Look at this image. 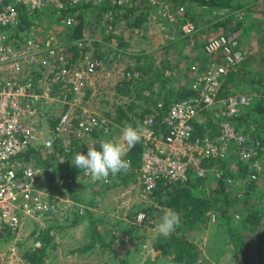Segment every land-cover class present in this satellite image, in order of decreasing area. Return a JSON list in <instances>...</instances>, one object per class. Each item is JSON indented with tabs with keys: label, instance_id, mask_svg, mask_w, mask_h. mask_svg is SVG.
<instances>
[{
	"label": "rangeland",
	"instance_id": "1",
	"mask_svg": "<svg viewBox=\"0 0 264 264\" xmlns=\"http://www.w3.org/2000/svg\"><path fill=\"white\" fill-rule=\"evenodd\" d=\"M150 1L141 0V6L145 3L142 7L145 18L140 13L141 7L133 13L129 12V18H122L123 13H118L111 21L104 22L105 12L101 16L96 15L97 11L86 10L82 36L86 37L85 46L80 51L76 46L68 53L70 58L77 56L74 62L79 66H83L86 59L103 62V68L89 75L83 92L78 96L80 104H76L74 109L95 112L105 118L111 127L106 139L118 141L122 127L125 124L136 126L140 115L156 112L157 102L166 100L170 104L181 99L187 83L193 79L194 67L204 70L209 65L202 53L204 44L222 32H230L235 26L232 20L235 9L220 8L208 12L207 8L187 3L197 24L193 36L185 35L181 20L168 23L169 29L163 30L156 23L153 8L148 4ZM155 1L169 4V0ZM242 3L247 5L249 17L246 13L245 26L232 35L239 39L245 57L230 71L234 72L235 81L225 86L224 90L228 95L248 93L259 98L263 91L252 83L260 78L258 72L264 71V28L261 24L264 20V0H243ZM139 14L140 20L135 21ZM215 16H220L219 21L226 24L217 26L219 21ZM39 17L37 32L54 31L60 44L67 41V29L70 27L57 24L50 9L33 16ZM228 17H231L229 22L225 21ZM251 20H255L252 26ZM32 68L37 71L38 66L33 65ZM36 71L33 75H37ZM48 86L40 79L38 90ZM64 93L72 97L69 89ZM132 97L135 103H131ZM43 107L48 119L39 123L45 129L42 133L45 138L48 130L68 109V104L48 102ZM101 139L100 136L93 139L97 150H100ZM87 147H90L88 142H73L68 145V151L62 147V152L53 153L52 149L44 151L40 147L30 154L33 164H49L45 169V179L50 191L87 208L80 216L48 218V228L39 234L43 238L40 248L35 247L37 233L33 229L37 227L36 223L28 222L17 234L7 233L0 241V264H183L161 256L155 248L161 236L156 225L167 207L154 218L149 217L145 225L133 229L129 226L128 220L135 211L149 204L162 205L161 200L154 204L142 196L138 168L131 167L127 173L110 176L109 182L93 181L73 163L77 153L87 154ZM228 159V166L221 167L222 174L215 172L198 183L199 192L209 196L211 201L206 216L192 221L190 226L185 222L187 225L182 224V230L176 229L171 234L185 236L195 244L198 257L192 264H264V173L251 189L246 188L247 185L241 186L236 182L231 185L227 181L229 202L226 203L223 198L217 202L219 197L214 195L217 184L213 180L223 175L238 178L242 166L235 156ZM260 159L264 166V154ZM56 182L60 184L56 185ZM227 205L233 226L242 229L240 233L246 243H240L241 239L236 235L231 240L225 232V221L219 210ZM254 212H258L260 222L247 227L236 224ZM118 232L128 234L130 241L119 240L116 237ZM235 244L241 249H236Z\"/></svg>",
	"mask_w": 264,
	"mask_h": 264
},
{
	"label": "built area",
	"instance_id": "2",
	"mask_svg": "<svg viewBox=\"0 0 264 264\" xmlns=\"http://www.w3.org/2000/svg\"><path fill=\"white\" fill-rule=\"evenodd\" d=\"M105 2L127 6L132 0H0V241L7 233L17 234L28 222H33L37 224L33 229L37 233L35 247L40 248L43 243L39 234L48 228V218L80 216L87 208L50 191L45 168L25 157L40 147L54 151L58 145L68 151V145L73 142H88L91 147L95 136L101 140L107 138L111 127L105 118L95 112L74 109L80 104L78 96L89 75L104 65L100 59H86L83 66L77 65L64 53L54 31L37 32L40 17L33 16L50 9L57 22L69 5ZM151 4L158 27L166 30L168 23L181 20L185 35L195 32L194 23L187 17L186 4L176 8L155 0ZM25 13L28 20L23 17ZM113 18L114 11L108 9L103 22ZM60 23L72 27L75 18L68 15ZM85 43L86 37H81L75 47L80 51ZM204 51L209 65L204 70L194 67L193 95L169 104L160 120L156 113L142 118V125L149 131L143 138L139 183L142 196L154 204V191L161 182L186 183L192 173L202 179L215 172L222 174L220 162L231 156L249 163L250 169L247 178L239 181L228 178L231 185L235 182L248 185L264 170L260 140L233 121L243 108L253 103L255 96L221 95L227 74L245 57L239 39L233 35H216L204 44ZM33 65L38 66L37 71ZM34 71L37 75H33ZM40 79L49 84L41 91L38 90ZM66 89L70 90L71 98L64 93ZM48 102L67 103L68 109L43 138L45 129L39 122L48 119L43 107ZM162 105L159 102L156 108ZM210 118L219 126L217 133L208 124L202 126ZM197 127H202L204 133H198ZM146 218L141 210L136 220L141 223Z\"/></svg>",
	"mask_w": 264,
	"mask_h": 264
},
{
	"label": "trees",
	"instance_id": "3",
	"mask_svg": "<svg viewBox=\"0 0 264 264\" xmlns=\"http://www.w3.org/2000/svg\"><path fill=\"white\" fill-rule=\"evenodd\" d=\"M242 2L243 0H169L168 3L172 8H176L178 5H181V4H187V3L189 5L195 4L202 8H207L206 11L208 12H213L215 11V9H220V8H229L231 9V11L235 9V11L232 12V20L235 26L232 28L230 32L226 31V32L220 33V34L232 35L233 33H236L240 27H242L243 25L245 26L246 23L244 22V20L246 18V13H247V16L249 17V10L247 8V5H245ZM148 4H149V7L153 8V11H154V6L151 4V1ZM189 5H188V11H187L189 15L188 18L194 23L196 27L197 24H195V21L193 20V17L191 16V13L189 11ZM144 6H145V3L144 5L141 6V0H132L131 6L130 5L113 6L107 2L102 3L101 5L88 4V3H81L79 5H69L66 9L63 10V12H61L60 18L57 19L58 24L60 23V21H62L63 18H66L68 15L74 16L76 20L75 25L70 27V29H67L68 30L67 33H69L67 36V41L61 44V47L63 48L64 53L68 54L70 49L74 50L76 40L83 36V32H84V28L86 24V10L91 9L92 11H97L96 15L98 14L102 16L105 10L112 9L114 11V16L117 15L118 13H123L122 18H127V17L129 18L130 17L128 15L129 12L133 13L135 10L141 7V10L139 9L140 13L142 15V18H145L143 16V13L144 15H146V13L142 10L143 9L142 7ZM238 14H241V17L238 16ZM139 16L140 14L138 15L135 21L140 20ZM23 17L28 20V15L26 13L23 15ZM215 18L219 21L220 16H215ZM230 20H231V17H228L226 18L225 21L229 22ZM141 21H144V20H141ZM254 21L251 20V26L252 24H255ZM223 24H226V22L222 23L219 21L217 23V26H223ZM261 24L264 28V20ZM76 58L77 56H72L70 60L72 59V61H75ZM239 64H237V66ZM258 73L260 74V78H258L257 80H254L252 84H257L258 87L262 89L261 90L263 91L262 95L259 98L255 97L253 103L250 106L243 108L241 112L236 117L233 118V121L236 123L238 128L250 134L252 137L258 138L260 140L261 146L259 147V151L261 153L260 154V157H261L264 154V71L262 72L260 71ZM233 75H234V72H229L227 74L224 84L222 86L221 95H224V96L228 95V92L224 90V87L235 81ZM119 89L123 90L122 87H119ZM193 93H194L193 90L186 89L181 98L192 96ZM134 101H135V98L132 99L131 103H135ZM162 104H163L162 107L161 108L158 107L156 112L153 111V113L157 114V118L159 120L166 114V111L169 106V104L165 102H162ZM140 116L141 118L138 121V124L142 125L141 122H142V118L144 117V114ZM197 128H198V133H201V134L204 133L203 130L200 129V127H197ZM261 128L262 130L260 131ZM33 150H37V149H33ZM62 151L63 149L60 148L58 145H56L53 153L54 152L58 153ZM142 152H143V139L141 140L140 143H138L135 147H133L131 150L127 152L126 159H129L131 161V167L139 168L140 163H141L140 161H141ZM31 153H33V151H31ZM25 158L29 159L30 154H27ZM228 162L229 161L227 159L222 160L220 162L221 167L228 166ZM239 163L242 166L238 172V178L239 177L245 178L250 171L249 163L241 161V160H239ZM36 164L43 166L42 165L43 163L42 164L36 163ZM48 165L49 164L47 163L43 167L47 169ZM263 173H264V170H263ZM263 173L261 172L259 174L258 179L260 175ZM201 179L202 178H199L195 174L192 173L189 181L186 183L161 182L155 189L154 194L156 198L155 200L156 204H157V201L159 202L161 200L162 205L156 206V205L149 204L150 206L148 205L144 208H141L140 210L135 211L133 215L131 216V219L128 220L129 221L128 223H130L129 226H131V229L138 228V227L145 225L147 221L149 220V217L154 218L158 214H161L164 207H167L168 209L171 208L180 214L181 225L182 224L187 225L188 223L187 226H190L189 224L192 221L201 220L203 217L206 216L207 211L211 208L210 207L211 201L209 199V196L207 197L203 195L197 189L198 183H200L199 181ZM257 180L251 182L247 186L245 185L246 188H249V189L253 188L254 182H256ZM213 181L217 184L215 191H214V195L215 197H219V198H216V201L217 202L220 200L222 201V198H223L225 202L228 203L229 202L228 193H227L228 187H229L227 185L228 176L223 175L219 178H215ZM141 210L146 213L147 218L143 222L139 223L137 222L136 219H137V214ZM219 211L225 221V224H223L224 230L226 233L230 235V239L233 240V237L236 235L239 237V239H241L239 240L240 243L241 242L246 243L245 240H242L243 239L242 234L240 233L242 229H238L237 225L233 226V222L231 221L232 218L229 215L230 214L229 206L227 205L224 208L221 207V210ZM252 214L253 215H250V217L246 216L241 221L239 220L236 224H239V225L242 224V225H245V227H247L248 224L253 225L255 223L260 222L261 218L258 212H254ZM131 229H129V231H131ZM177 229L182 230L183 227L180 226ZM44 233L48 234L47 232H44ZM127 235L128 234H126L125 232L124 233L118 232L116 237H119L120 238L119 240H122V241L126 240L128 242L130 241L129 240L130 237ZM42 239L43 238L41 236V240ZM237 246L238 245L235 244V248L240 250L241 249L239 248L240 246L238 247ZM155 248L161 256L169 260L175 261V262H185L188 264H192L197 260V257H198V252H197L195 244L191 240L186 238L185 236L170 235L167 238L163 236H159L157 242L155 243Z\"/></svg>",
	"mask_w": 264,
	"mask_h": 264
},
{
	"label": "clouds",
	"instance_id": "4",
	"mask_svg": "<svg viewBox=\"0 0 264 264\" xmlns=\"http://www.w3.org/2000/svg\"><path fill=\"white\" fill-rule=\"evenodd\" d=\"M148 129L141 124L133 126L125 124L121 129L119 140L105 139L99 142V149L95 144L87 147V154L80 152L74 156V167L83 171L93 181L108 182L109 177L120 173H127L131 168V161L125 159L126 149L131 150L148 134ZM181 226L180 214L169 208L165 209L156 225L159 235L167 238Z\"/></svg>",
	"mask_w": 264,
	"mask_h": 264
},
{
	"label": "crops",
	"instance_id": "5",
	"mask_svg": "<svg viewBox=\"0 0 264 264\" xmlns=\"http://www.w3.org/2000/svg\"><path fill=\"white\" fill-rule=\"evenodd\" d=\"M174 39V38H173ZM204 47V46H203ZM202 47V53L204 54V56L206 57V59L208 60V58H207V54L205 53V51H204V48ZM192 82H193V79L191 78V80L187 83V87L185 88V89H187V90H190L191 89V85H192ZM192 90V89H191ZM165 103H167V101L166 100H163ZM172 103V102H171ZM170 103V104H171ZM157 104V103H156ZM213 119H208L205 123H204V125H202V126H205L206 124H208V128H212V130H213V132L214 133H217L218 132V130H219V126H218V124H215L213 121H212ZM201 130H203V128L201 127ZM203 131H205V130H203ZM129 150H127V152H128ZM126 152V153H127ZM126 156V155H125ZM125 158V157H124Z\"/></svg>",
	"mask_w": 264,
	"mask_h": 264
}]
</instances>
